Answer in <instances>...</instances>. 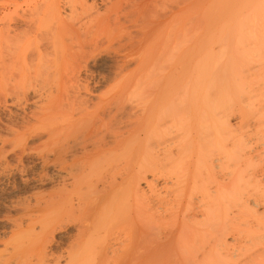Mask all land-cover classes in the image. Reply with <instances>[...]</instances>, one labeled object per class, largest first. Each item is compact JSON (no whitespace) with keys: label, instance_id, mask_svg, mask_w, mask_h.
Here are the masks:
<instances>
[{"label":"bare ground","instance_id":"6f19581e","mask_svg":"<svg viewBox=\"0 0 264 264\" xmlns=\"http://www.w3.org/2000/svg\"><path fill=\"white\" fill-rule=\"evenodd\" d=\"M175 1L178 0H8L5 9L9 10L4 9L0 18V51L4 53L0 54V91L10 90L6 92L8 97L16 93L15 100H25L32 89L30 95H35L39 103L37 111L25 114L33 121L27 118L20 127L15 126L18 128L6 122L5 132L9 127L14 137L10 132L6 135L10 130L1 135L3 128L0 135L7 143L9 136V143L18 149V154L14 152L18 160L36 152L40 166L47 171L40 169L48 186L27 195L28 199L24 195L16 205L11 201L18 214L11 208L17 214L13 219L11 215L15 229L2 244L5 248L0 253V264L227 263H222L224 260L233 264L232 256L236 257L235 264H249L247 248L252 250L251 264H264V211L256 212L258 206L264 210V167L254 171L251 166L254 172L248 176L249 168L242 173V166L254 155L246 153L250 146H238L239 140L230 133L225 119H217L207 109L212 99L221 94L213 92L214 75L211 73V77L210 69H204L207 65L201 60L205 56L206 60L213 55L222 57L220 51L228 56L234 52L243 57L245 53L261 56L264 0L259 10L244 6L247 9L240 12L243 9L239 10V5H232L238 11L231 7L236 15H229L233 17L229 20L233 28H228L226 40L217 34L222 30L224 33L217 10L179 19L176 8L167 5ZM212 1L218 4L217 0L210 4ZM234 17L239 22L237 27L232 26L236 23ZM214 34L215 41L211 37ZM117 38L139 44L134 57L140 68V78L136 77L140 84L133 88L127 82H115L94 98L92 76L80 75L81 69L87 68L80 56L83 53L86 61L84 50L94 49L99 40L110 42ZM193 57L197 58L194 62L199 61H191L190 65ZM256 59H252L253 65ZM176 64L181 65L178 71ZM232 75L236 78L235 73ZM221 130L230 134L227 137L232 135L226 140L221 138L225 143L219 141ZM30 138H36L40 145L34 143L32 147L35 140L31 139L29 146ZM4 146L1 148L7 147ZM10 147L13 152L15 148ZM6 154L7 151L1 157L6 159ZM241 158L246 160L242 170ZM50 169L56 173L49 174ZM40 206L44 217L34 220L32 211ZM240 210L249 216L243 219L254 223V227L249 226L243 220L251 229L244 230L254 232L249 236L240 232ZM35 226L40 227L39 231ZM30 231L36 235H30ZM240 233L248 236L252 241H246L250 243L247 245L255 248L246 244L239 247ZM243 256L248 260L241 263Z\"/></svg>","mask_w":264,"mask_h":264},{"label":"rangeland","instance_id":"374dc122","mask_svg":"<svg viewBox=\"0 0 264 264\" xmlns=\"http://www.w3.org/2000/svg\"><path fill=\"white\" fill-rule=\"evenodd\" d=\"M138 1V0H137ZM179 1H181V0H178V1H175V2H169V4H167V5H169V7L168 8H170V6H172L173 7V9L174 8H176V9H174V10H177L176 12L178 13H176L178 16H180L179 17V19L181 18V16L182 17H185V16H187V15H194V13L195 12H202V11H204L205 13H207V12H210V11H212V10H215V12H216V10H217V13L216 14H220V17H219V19L221 20V22H219V26H222L223 27V29H224V33H223V30L222 31H220V32H217V34H218V36L219 37H221V39L222 40H226L227 38H229V32H230V30L228 29V28H230V29H232L231 28V21H229V20H232V18L233 17H231L230 18V14L232 15V14H235L236 15V13L234 12V10L236 11L237 10V8L235 9L233 6H235L236 5V7L239 5L240 7H239V10H242L243 8H244V6H246V7H248V9H255V8H258V10L262 7V2L260 3V1L261 0H236V1H234V0H232V1H230L229 2V0L227 1V0H217L218 1V4L216 5H214V3L213 2H215V1H212V3L211 4H213V5H211L210 4V2H211V0H205V2H203V4H202V1L201 0H186V1H182V2H180V4H178L179 3ZM191 1V2H190ZM204 1V0H203ZM209 1V2H208ZM188 2V3H187ZM197 3V5H196V3ZM207 2L209 3V4H207ZM5 3V4H4ZM7 3H8V0H0V18H1V15L5 12V10H9V9H5V7L7 6ZM160 3V2H159ZM185 3V4H184ZM187 3V4H186ZM190 3V4H189ZM195 3V4H194ZM216 3V2H215ZM98 5H100L99 3H97ZM161 4V3H160ZM162 4H164L166 7H167V5H166V3H162ZM161 4V5H162ZM182 4H184L183 6H181ZM189 4V5H188ZM192 4V5H191ZM205 4H207V5H205ZM5 5V6H4ZM157 5H158V3H157ZM161 5L159 6V9L161 8ZM163 5V6H164ZM177 5V6H176ZM179 5V6H178ZM193 5H195V6H193ZM211 6V7H208V6ZM233 5V6H232ZM2 6H4V7H2ZM102 6V5H101ZM187 6V7H186ZM128 7V6H127ZM155 7V6H154ZM178 7H180V8H178ZM183 7V8H182ZM231 7L232 8H234V10L233 9H231ZM251 7V8H250ZM151 8H153V6L151 7ZM158 8V7H157ZM167 8V9H168ZM185 8V9H184ZM5 9V10H4ZM126 9H128V8H126ZM245 9V8H244ZM242 10V11H240V12H243V11H245V10ZM179 10H181V11H179ZM233 13H232V12ZM238 11V10H237ZM3 12V13H2ZM180 12H182L181 14H180ZM214 12V11H213ZM231 12V13H230ZM239 13V12H238ZM178 16H176L177 18H178ZM236 18L237 17H234V19L235 20H233V21H236V23L235 22H232V23H235V25L233 24L232 26H235V27H237L238 26V19L236 20ZM153 19V18H152ZM154 20V19H153ZM229 22H228V21ZM127 21H128V19H127ZM128 23V22H127ZM228 24H230L229 26H227ZM226 28V29H225ZM225 30H227V31H225ZM216 34H214L213 36H211L210 38L213 40V41H215V39H216V37L217 36H215ZM218 37V38H219ZM223 37V38H222ZM224 38H226V39H224ZM220 38L219 39H217V40H220V41H222ZM105 40V41H104ZM103 40V42H102V40H99V41H97V44L99 43L100 44V42H102L100 45L98 44L97 45V47L95 46V48L94 49H92L91 47L89 48V49H87V50H84V52L85 51H87V53H86V61L85 60H83L85 57H84V55H83V53L81 54L82 56H80V60L82 59V61H84V62H82L83 64V67H85V65H87L86 67L87 68H82L81 69V71H80V75H82L81 77L83 78L84 76H85V78L86 77H88L87 75H91L92 76V89L94 90L93 91V97L94 98H96L95 97V95H97L98 93H100V95H101V93H103V92H105L106 90H107V88H109V86H111V84L113 83V84H115V82L117 83V82H119V83H126L127 82V84H128V86H130V87H132V86H134L133 88H137L138 86H139V84H140V80H138L140 77V68H137V67H139V66H137V61H136V49H137V46H139V44L137 43V41H133L132 43H130V42H128V39H126V41L123 39H112V41L110 40V42H109V40H107V42H106V39H104ZM216 40V41H217ZM207 41V40H206ZM211 41V40H210ZM212 41V42H213ZM121 42V43H120ZM143 43V42H142ZM141 43V44H142ZM140 44V45H141ZM3 46V45H2ZM2 49V48H1ZM0 49V50H1ZM86 49V48H85ZM3 52H4V50H3ZM7 51H5V53H6ZM218 51H216L215 53H217ZM8 53V52H7ZM132 53H133V55H132ZM222 53V54H221ZM224 52L222 51H220V53H219V55H223L222 57L221 56H217V55H213V57L212 56H208L209 58H213L212 60H210L209 58L206 60V58H207V56H205V58H203V59H201V60H205V65H207V67H204V69L205 68H208V69H206V71H208L209 69V72H210V75H211V73H212V75H214L213 77H212V75H211V77L212 78H214V81L212 82L213 84L212 85H214V86H211V87H214V88H212V89H214L213 90V92L214 91H216V90H218L217 92H220V93H217V95L219 94H221L220 95V98H218L217 96V98L218 99H216V98H214V99H212V101L210 102L211 104H209V106H208V110H212L213 112L212 113H214L215 114V117H217V119H218V117H219V119L221 118L222 119V121H223V119H225L224 121H225V125L227 126V128L229 129V130H231L230 131V133L232 134V132L234 133L233 135H234V137H235V139L236 140H239V143H238V146H240V148H246V145L247 146H250V148H246V153H251V157H252V153H253V157L250 159L251 160V162H250V160L248 159L247 161V164H244V166H242L243 165V163H246V160H244L245 158H244V156H243V158L244 159H242V160H244V162H242V161H240V162H242V164L240 163V168H241V170H242V167H244L243 168V171H242V173L244 172L245 173V171H244V169L246 170V168H247V170H248V168H249V170L247 171L248 173H247V176H248V174H252L255 170H258V169H260L259 167H264V122H263V120H264V93H263V91H264V81H263V79H264V60L261 62V61H259L258 63H256L257 61L256 60H262L263 58H264V52L263 53H260L259 55H261V56H258L257 57V55L256 54H248L249 56H247V53H245L244 54V57H245V59H244V57L241 55V54H239L238 52H234V54L232 53H229V56L228 55H225V53L223 54ZM235 53H236V55H238L237 57H236V55H235ZM0 54L1 55H3L4 53H2V51H0ZM85 54V53H84ZM218 54V53H217ZM226 54H228L227 52H226ZM231 54V55H230ZM134 55H135V57H134ZM225 55V56H224ZM253 55V56H252ZM256 55V56H255ZM132 56V57H131ZM214 56H215V58H214ZM231 56H232V58H231ZM135 58V60H134V58ZM227 57H229V58H227ZM243 57V58H242ZM253 57V58H252ZM254 57H256V58H254ZM177 58L178 57H176V59L175 60H177ZM195 57H193V58H191V59H189L190 60V65H191V61L193 62L192 64H194V63H197V62H194L197 58H195ZM219 60H217V59ZM237 58V59H236ZM126 59V60H125ZM179 59V58H178ZM250 59V60H249ZM252 59H256V60H254L255 61V65H253L254 64V62H253V60ZM131 60V61H130ZM214 60V61H213ZM232 60V61H231ZM241 60H243V61H241ZM252 61V62H249V61ZM134 61V62H133ZM216 61V62H215ZM230 62H231V64H230ZM243 62V63H242ZM84 63H85V65H84ZM123 65H122V64ZM125 63V64H124ZM213 63L216 65V66H213ZM221 63V64H220ZM234 63H236V65H234ZM239 63V64H238ZM242 63V64H241ZM183 64V63H182ZM201 64V66H202V64H204L203 62H201L200 63ZM223 64V65H222ZM241 64V65H240ZM245 64V65H244ZM125 65V66H124ZM177 66H176V70L178 71L179 69H180V66L181 65H179V64H176ZM218 65V66H217ZM258 65H261V67L260 66H258ZM121 66H124V67H121ZM200 66V67H201ZM213 66V67H212ZM247 66V69L245 68ZM193 68H194V66H192ZM197 67V66H196ZM210 67V68H209ZM218 67V68H217ZM222 67V68H221ZM229 67H231V68H229ZM242 67V68H241ZM250 67V68H249ZM257 67H259V68H257ZM201 68H203V67H201ZM214 69L213 70V72H212V69ZM220 68V69H219ZM225 68V69H224ZM227 68V69H226ZM249 68V69H248ZM258 69V71H257V69ZM84 69H86V70H84ZM216 69H218V70H216ZM224 69L225 71H222V70ZM242 69V71H240ZM245 71H244V70ZM252 69H254V70H252ZM122 70V71H121ZM199 70V69H198ZM202 71H204L203 69H201ZM221 70V71H220ZM230 70V71H229ZM250 70V71H249ZM201 71V72H202ZM232 71H233V73H232ZM137 72V74H135ZM222 72L225 74V76L222 74ZM227 72V73H226ZM230 72L232 73V74H234L235 73V76H236V78L234 77V75H232V74H230ZM237 72V73H236ZM238 72H240V73H238ZM243 74H242V73ZM246 72V73H245ZM247 72H249V74L247 73ZM200 73V72H199ZM206 72H204V74H205ZM218 73V74H217ZM131 74V75H130ZM207 75H209V73H206ZM219 74H220V76H219ZM228 76H227V75ZM239 74V76H237ZM128 75H129V77H128ZM133 75H134V77H133ZM139 75V76H138ZM210 75H209V79H211L210 78ZM216 75H217V78H216ZM223 75V76H222ZM242 75V76H241ZM245 75V76H244ZM247 75V76H246ZM139 77V78H137L136 79V77ZM230 76H231V78H233V79H229L230 78ZM244 76V77H243ZM122 77V78H121ZM126 77H128V78H126ZM224 77V78H223ZM240 77V78H239ZM247 77H248V79H247ZM95 78V79H94ZM120 79V81H119V79ZM125 78V81L124 80H122V79H124ZM221 78V79H220ZM247 80H246V79ZM225 81H224V80ZM234 79H236V80H234ZM117 80V81H116ZM138 80V81H137ZM220 82H219V81ZM240 80V81H239ZM134 81V82H133ZM209 81V80H208ZM217 81H218V84H219V86H217L218 84H216L217 83ZM94 82V83H93ZM137 82H139V83H137ZM210 82V81H209ZM225 82H227L226 84H225ZM245 82V83H244ZM215 83V84H214ZM222 84H223V86H222ZM126 85V84H125ZM227 87H226V86ZM238 85V86H237ZM239 85H241V86H239ZM136 86V87H135ZM219 87V88H217V87ZM223 87V90H224V92H222L223 90L221 89L222 87ZM104 88H105V90H104ZM263 88V89H262ZM7 89V88H6ZM10 89V88H9ZM31 89V88H30ZM260 89H262V90H260ZM32 90V89H31ZM31 90H29V93H27V95H28V97L26 98V99H28L27 100V102H26V99L24 100V98H22V97H20L19 99H16L15 100V95H16V93H15V95L14 96H10V97H8L9 95V93H10V90L8 91L9 93H6L7 91L4 89V91H0V92H2V93H4L7 97L4 99L3 97H4V94H2V96H0V98H3V99H1V101L3 100V101H5V102H8L7 104H5L4 102H1L0 101V103H4L3 105H1L0 106V130L2 129L3 130V133L1 134V135H4V134H6V132L8 131V130H10V126H11V124L12 123H14L13 124V127H15L16 125L18 126L19 124H23V123H25V119H29V120H31V121H33L31 118H29V115H31L32 114V112H34V111H32V110H38L37 108L38 107H36V104H37V102H38V100L35 98L36 96L35 95H30V94H32L33 92L31 91ZM222 90V91H221ZM31 91V92H30ZM226 91V92H225ZM257 92V93H256ZM13 93V92H12ZM97 93V94H96ZM223 93H225V94H223ZM0 94V95H1ZM99 95V94H98ZM243 95V96H242ZM258 95H260L259 97H258ZM31 96V97H30ZM224 96H226V97H224ZM224 99H223V98ZM244 97V98H243ZM262 97V98H261ZM9 98H11L10 100H9ZM21 98L23 99V101L21 100ZM31 98V99H30ZM32 98H33V101H31L32 100ZM36 99V100H35ZM219 99H221V100H219ZM261 99H263V100H261ZM9 100V101H8ZM12 100H14V101H12ZM18 100H19V104L17 105V102H18ZM21 100V101H20ZM34 100H35V103H34V105H33V102H34ZM219 100V101H218ZM10 101H11V105H10ZM16 101V103H13V102H15ZM24 101H25V103L26 104H28V105H26V104H24ZM31 101V102H30ZM217 103H219V105L221 104V102H222V104L220 105V106H223L221 109H220V107H218L219 105L217 104L216 105V102ZM261 101V102H260ZM20 103H22V104H24V105H22V104H20ZM39 103V102H38ZM215 105V107H214V105ZM263 103V104H262ZM224 104V105H223ZM9 105V106H8ZM19 105H21L20 107H22V108H20L19 107ZM17 106V107H16ZM24 106V107H23ZM36 107V108H35ZM231 107V108H230ZM1 108H2V110H1ZM9 108V109H8ZM27 109V110H26ZM21 110V111H20ZM23 110H24V112H23ZM29 110V111H28ZM227 110V111H226ZM256 110V111H255ZM8 111H10L11 112V114H10V112H8ZM32 111V112H31ZM24 113V115H23V113ZM26 112V113H25ZM254 112V113H253ZM15 113V114H14ZM28 113H30L29 115H28V117H27V115H26V117H25V114H28ZM227 113V114H226ZM242 113V114H241ZM14 114V115H13ZM253 114H254V116H253ZM14 117H13V116ZM19 115H22V116H19ZM216 115H218V116H216ZM256 115V116H255ZM252 116V117H251ZM9 117V118H8ZM260 117V118H259ZM12 118V119H11ZM22 118H24L23 120H21ZM243 118V119H242ZM249 118V119H248ZM259 120H258V119ZM262 118V119H261ZM16 119V120H15ZM18 119H20V120H18ZM220 119V120H221ZM248 119V120H247ZM9 120H10V122H9ZM11 120H14V121H11ZM18 120V121H17ZM257 120V121H256ZM20 121V122H19ZM27 121V120H26ZM30 121V122H31ZM228 121V122H227ZM241 121H243V122H241ZM252 121V122H251ZM6 122H7V125L9 124V123H11V124H9L8 126V129L6 130V132H5V129L7 128V127H5V129H4V125L5 126H7L6 125ZM4 123V124H3ZM241 123V124H240ZM244 125H243V124ZM255 123H256V125H255ZM21 125H19V127L21 126ZM242 126V127H241ZM12 127V126H11ZM243 127H245V129L243 128ZM260 127V128H259ZM15 128H18V127H15ZM263 128V129H262ZM247 129V130H246ZM256 130H257V132H256ZM260 130V131H259ZM225 132L223 133L222 132V130H221V132H219V135L220 136H222V137H220V136H218L219 138H220V140L219 141H222V142H224V140H222V139H227V138H231L232 137V135L231 136H228L227 137V135H230L229 133H227V131L226 130H224ZM10 132V134H8ZM246 132H247V134H246ZM263 132V133H262ZM226 133V134H225ZM235 133H236V135H235ZM253 133V134H252ZM254 133H256V134H254ZM259 133H261V135L259 134ZM239 134V135H238ZM1 135H0V137H1ZM6 135H10V136H12L13 135V133H11V130L10 131H8L7 132V134ZM5 135V136H6ZM247 135V136H246ZM249 135L251 136V137H249ZM226 136V137H225ZM262 136V137H261ZM12 137H14V136H12ZM11 137V138H12ZM217 137V138H218ZM242 139H241V138ZM256 137V138H255ZM260 137V138H259ZM2 138V143L0 142V148L2 147V146H4V145H1V144H5L6 146H4V147H6L5 149H2L3 151L5 150V152L4 153H6V151H7V154L6 155H8V156H5L6 157V159H4V157H1V155L3 156L4 155V153H3V151L1 150L0 151V160H2V158L4 159V161H0V253H1V251L3 250L4 251V249H2V247H4L5 248V246L4 245H2L4 242H6V240L7 239H9V238H11V234H13L11 231H14V226H13V223H12V219H13V215L15 214V211H16V213L18 214V212H17V210H16V204H17V202H21L22 200H23V196L25 195V199H28L29 197H30V195H32V193L34 194V192L37 190H39V189H41L42 191H44L43 190V188H44V186H45V188H46V186H48V184H45V182H47L46 180H44V176L43 175H45L44 173H43V171H44V169H43V167H41L42 166V164H40L41 162H40V160H39V158L37 157V154H35L36 152L33 150V152L32 153H29V152H31L32 150H30L29 152H27V153H29V155H23V159H22V161L21 160H18V158H17V148H15V145H14V147H13V144H10L9 142L11 141V139L9 138V136H7L6 138H7V141L8 140H10L8 143L5 141L6 139L5 138H3V136L1 137ZM9 138V139H8ZM222 138V139H221ZM240 138V139H239ZM263 138V139H262ZM3 139H5V140H3ZM32 138H30L29 140H28V143H30V145L29 146H31L32 144V147L33 146H35V145H37V143H38V145H40V141L39 142H37L36 141V138H33L35 141H32L31 140ZM225 139V140H226ZM256 139H258V140H256ZM262 139V140H261ZM256 140V141H255ZM260 140V141H259ZM31 141L33 142L32 144H31ZM246 141V142H245ZM222 142H220V143H222ZM255 144H254V143ZM263 143V145H261L262 143ZM34 143H35V145H34ZM225 143V142H224ZM241 143V144H240ZM258 143V144H257ZM226 144H227V142H226ZM252 144V145H251ZM11 147H10V146ZM254 145H256V146H254ZM10 148H15L14 150H13V152L12 151H10L9 150V147ZM257 146H260V147H257ZM3 147V148H4ZM31 147V148H32ZM36 147H38V146H36ZM8 148V149H7ZM35 148V147H34ZM17 149V150H16ZM252 150V151H250V150ZM262 149V150H261ZM8 150H9V152H11V153H9V154H11V155H9L8 154ZM257 150V151H256ZM254 151V152H253ZM260 151V152H259ZM2 152V153H1ZM14 152H16L17 154H15ZM258 152V153H257ZM260 153V154H259ZM262 153V154H261ZM12 154H15L14 156L12 155ZM256 154H257V156H256ZM36 155V156H35ZM262 155V156H261ZM25 156H28V157H25ZM25 157V158H24ZM34 157V158H33ZM36 158H37V161H36ZM254 158V159H253ZM17 160V162H16V160ZM253 159V160H252ZM256 159V160H255ZM260 159V160H259ZM255 160V161H254ZM257 160H258V163H257ZM6 161V162H5ZM18 161H21V162H18ZM38 162V163H37ZM253 162H255V165L253 166ZM260 162V163H259ZM253 163V164H252ZM258 164V165H257ZM41 165V166H40ZM242 166V167H241ZM246 166V167H245ZM251 166L253 167V169H254V171L251 169ZM41 167V168H40ZM254 167H256V168H254ZM262 167V168H263ZM43 169V171L41 172V170ZM23 170V171H22ZM251 170V171H250ZM53 171H55V170H52L51 171V169L48 171V173L49 174H52V172ZM253 171V172H252ZM41 172V173H40ZM44 172H47V171H44ZM252 172V173H251ZM37 173H38V175H37ZM42 174V175H40V174ZM54 173H56V172H53V175H54ZM38 176V177H37ZM42 176V177H41ZM245 176V175H244ZM247 176H246V178H247ZM40 177L43 179V180H40ZM44 177V178H43ZM262 176H260V178H261ZM39 178V179H38ZM262 179V181H263V184L262 185H264V179L263 178H261ZM261 179H260V181H261ZM262 181L260 182V184L262 183ZM42 182V183H41ZM44 183V184H43ZM42 184V185H41ZM143 184H145V183H141V187L142 186H144V188H146L145 187V185H143ZM44 185V186H43ZM143 188V187H142ZM41 190H39L38 192H40ZM36 191V192H37ZM31 193V194H30ZM29 197H28V196ZM20 197V198H19ZM22 199V200H21ZM24 199V200H25ZM17 200H19V201H17ZM15 204H12V202ZM15 201V202H14ZM34 201V200H33ZM32 201V202H33ZM14 205L13 207H12V205ZM11 205V206H10ZM250 206H253V205H250ZM16 207V208H15ZM243 207V206H242ZM241 207V208H242ZM254 207H256V206H254ZM260 206H258V207H256V209H257V211H256V209L255 208H253V209H255V211L258 213V211H261V213L264 211L263 210V208H262V206L259 208ZM264 207V206H263ZM13 210H15V211H13ZM15 208V209H14ZM245 208V207H244ZM252 208V207H251ZM243 209V208H242ZM44 208L42 207V206H40L39 208H35L33 211H32V217H35L34 218V220H37V219H39L40 220V217L42 218V216L44 215ZM246 210V209H245ZM241 212L239 213L240 214V216H239V223H240V228H242V229H240V232H242V234L244 233V234H252V233H254V232H251L250 230V228H247L246 227V223H244V222H247L248 224H250L249 226H252V224H253V227H254V223H252L251 224V222L249 223L248 221H250V220H248V219H243V217H246V218H248L249 216H248V214H247V216H244V215H246V213H244V211H243V214H241L242 213V210H240ZM247 212H248V210H247ZM249 213V212H248ZM17 214H15V215H17ZM11 215H12V219H11ZM15 215H14V217H15ZM30 216H31V214H30ZM10 217V218H9ZM31 217V218H32ZM37 217V218H36ZM44 217V216H43ZM8 218L9 219H11V222H10V220H8ZM43 219V218H42ZM250 219V218H249ZM243 220H246V221H244L243 222ZM243 223V224H242ZM244 224H246V225H244ZM38 225V224H37ZM39 226V225H38ZM38 226H35V229H37L36 230V232L37 231H39L38 230V228H40V227H38ZM252 227V228H253ZM14 228V229H13ZM245 228H247V229H250V230H244ZM13 229V230H12ZM34 229V230H35ZM69 231L70 232H72L73 231V229H69ZM68 231V232H69ZM24 232V231H23ZM23 232L21 233V234H23ZM26 232V231H25ZM30 233H32V234H30V235H36V234H33V232H31L30 231ZM25 234H27V233H25ZM64 233H59L58 235L59 236H61V235H63ZM70 234V233H69ZM241 234V233H240ZM242 234L240 235L241 237H239V239L241 240H239L238 241V246L239 247H241L242 245V248L244 247V244H246V246L247 247H253V246H248L250 243L249 242H246V241H252V240H249L247 237L249 236H247L246 238L244 237V235L242 236ZM30 235H28V236H30ZM65 235V234H64ZM27 235H24V237H26ZM59 236H58V238H59ZM252 236V235H251ZM23 237V236H22ZM252 238V237H251ZM226 239H229V240H227V242L229 241V242H231V239L229 238V237H226ZM242 239L243 240H245V241H243V243H242ZM249 243V244H248ZM5 244V243H4ZM248 244V245H247ZM252 244V243H251ZM255 244H256V241H255ZM7 248H10V245H9V247L7 246ZM242 248H240V250L242 249ZM253 248H255V247H253ZM259 248V247H258ZM250 252H249V254H250V257L252 258L253 257V255L251 254L252 252V250H250L249 248H247ZM252 249V248H251ZM257 249V248H256ZM259 250V249H258ZM261 250V249H260ZM2 251V252H3ZM242 252H244L243 250H241ZM253 251H254V249H253ZM259 252V251H258ZM2 254V253H1ZM4 254V253H3ZM247 255H248V253H247ZM3 256V255H2ZM0 257H1V255H0ZM232 257H234V258H232ZM230 259H231V262H233V264H235L234 262L236 261V257L235 256H232ZM247 259V256L246 257H241V263L244 261V259ZM249 258V257H248ZM251 258H250V260H251ZM228 260V259H227ZM248 260V259H247ZM248 261V263L249 264H251V261ZM224 262H227L228 263V261H223L222 263H224ZM227 263H225V264H227ZM244 264H246L247 263V261L246 262H243ZM83 264H93V263H83ZM94 264H97V263H94ZM109 264H118L117 262H113V263H109ZM228 264H231L230 263V261H229V263Z\"/></svg>","mask_w":264,"mask_h":264}]
</instances>
